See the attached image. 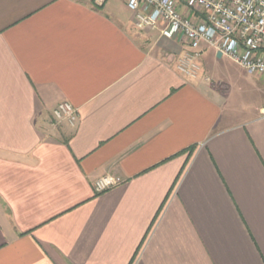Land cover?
Returning a JSON list of instances; mask_svg holds the SVG:
<instances>
[{"label":"crops","instance_id":"obj_1","mask_svg":"<svg viewBox=\"0 0 264 264\" xmlns=\"http://www.w3.org/2000/svg\"><path fill=\"white\" fill-rule=\"evenodd\" d=\"M188 51L124 0H0V264H264V77L234 109Z\"/></svg>","mask_w":264,"mask_h":264},{"label":"built area","instance_id":"obj_2","mask_svg":"<svg viewBox=\"0 0 264 264\" xmlns=\"http://www.w3.org/2000/svg\"><path fill=\"white\" fill-rule=\"evenodd\" d=\"M107 0H94L103 5ZM140 31L159 30L172 41L189 46L176 70L185 78H199L202 46L238 65L247 75L264 77V0H124ZM210 82L209 78L205 79ZM264 112V108H263ZM58 122L75 126L78 110L61 103L54 110ZM123 183L121 178L104 176L95 182L97 194Z\"/></svg>","mask_w":264,"mask_h":264},{"label":"rangeland","instance_id":"obj_3","mask_svg":"<svg viewBox=\"0 0 264 264\" xmlns=\"http://www.w3.org/2000/svg\"><path fill=\"white\" fill-rule=\"evenodd\" d=\"M130 14V13H129ZM138 37L140 34H137ZM225 58V64L228 63V67L226 69V74L228 75L229 81V101L234 109L239 110H250L248 108H252L256 105V102L259 100L258 96L255 97V94L249 88V83H252L251 76H243V71L241 68L229 61L228 58ZM229 61V62H228ZM227 62V63H226ZM210 79V84H214V80L210 77H206ZM214 86V85H213ZM249 86V87H248Z\"/></svg>","mask_w":264,"mask_h":264}]
</instances>
